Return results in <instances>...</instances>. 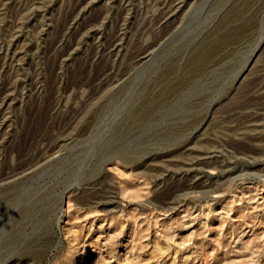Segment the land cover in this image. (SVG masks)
Returning a JSON list of instances; mask_svg holds the SVG:
<instances>
[{"label": "rangeland", "instance_id": "374dc122", "mask_svg": "<svg viewBox=\"0 0 264 264\" xmlns=\"http://www.w3.org/2000/svg\"><path fill=\"white\" fill-rule=\"evenodd\" d=\"M235 4L232 56L119 141ZM0 264H264V0H0Z\"/></svg>", "mask_w": 264, "mask_h": 264}, {"label": "bare ground", "instance_id": "6f19581e", "mask_svg": "<svg viewBox=\"0 0 264 264\" xmlns=\"http://www.w3.org/2000/svg\"><path fill=\"white\" fill-rule=\"evenodd\" d=\"M242 14L243 13L241 12L239 5L235 4L232 8H230V10L221 18L215 32L208 34L204 38L202 43L193 50V52L189 56L188 61L185 64L184 76L180 80L174 81V83L171 85H166V83L169 82L170 79L174 78L176 73V64L170 63V65H167L165 72L156 81L159 90L154 93V95L151 94L150 96H148L143 101L142 105L139 108H136L126 120V122H124V126L122 125L123 127H121L120 131L117 133L119 141L133 128L140 125L146 118L155 113V111L168 106L167 104L172 101L176 97V95L186 91L194 83H197L199 77L201 76L200 74H203L204 72L210 70L214 61L232 56L233 44L246 37L247 28L254 29L256 26L252 18H250L251 20L248 21V24L246 25L248 26L247 28L244 25L239 24V20L242 18ZM150 46L151 45L146 46V48L138 56V59L142 58L144 55L146 56L148 50L151 49ZM257 60L258 59L253 62L251 69L255 66ZM251 69L246 73V75H244V77H242L241 82L249 76L250 71H252ZM179 129L180 128L176 126L175 129H173L172 133H174V130L180 133L182 130ZM109 150L110 152H113V150H116V148L111 146V149ZM37 244L40 250L27 248L28 250L26 249V253L31 255L32 257L39 258L40 255H42L41 248L45 247L46 241L43 238L42 240H39Z\"/></svg>", "mask_w": 264, "mask_h": 264}]
</instances>
